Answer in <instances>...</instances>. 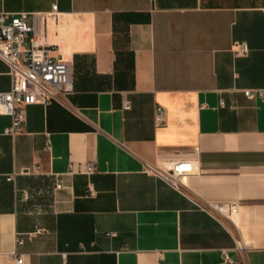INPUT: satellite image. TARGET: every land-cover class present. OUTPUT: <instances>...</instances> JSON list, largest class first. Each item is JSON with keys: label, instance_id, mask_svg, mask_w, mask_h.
<instances>
[{"label": "crops", "instance_id": "0c3cea01", "mask_svg": "<svg viewBox=\"0 0 264 264\" xmlns=\"http://www.w3.org/2000/svg\"><path fill=\"white\" fill-rule=\"evenodd\" d=\"M0 12L27 13L24 48L50 40L47 54L72 62V90L25 107L13 138L0 115V264H264V0H0ZM174 159L194 167L179 190L143 170ZM16 188L46 198L15 204ZM219 203L235 216L199 207Z\"/></svg>", "mask_w": 264, "mask_h": 264}, {"label": "built area", "instance_id": "2783aa9c", "mask_svg": "<svg viewBox=\"0 0 264 264\" xmlns=\"http://www.w3.org/2000/svg\"><path fill=\"white\" fill-rule=\"evenodd\" d=\"M56 5H51L53 15ZM32 27L27 23V13L18 12L11 15L0 12V61L6 68L9 77V87L5 91H0V115L9 117V125L3 129L2 134L13 138L21 129L25 118L24 109L28 105H45L57 96H62L72 90V62L61 57L55 58L47 54V48L52 42L42 41L40 38L30 37L28 47H23V42L31 32ZM247 47L244 43L236 45V53H245ZM243 95L248 99L255 96L253 89H244ZM264 98V92L259 90L257 93ZM122 109H128L127 101L121 105ZM152 120L154 126L164 124V110L160 106H155ZM191 159H174L162 162L160 165L144 164L143 170L170 188L179 190L184 185L186 177L193 171ZM34 169H37L36 167ZM93 167L90 163H85L79 171L91 173ZM16 173H9L5 180L14 183ZM59 187V183L55 184ZM88 196H93L91 186L86 187ZM22 199H26L23 194ZM211 216H222L232 219L237 211V207L232 203H219L199 206ZM113 233H108L112 235ZM16 243L20 244L18 240ZM236 249L241 246L236 242ZM227 259L226 255H223ZM16 264L21 262V257L14 259Z\"/></svg>", "mask_w": 264, "mask_h": 264}, {"label": "rangeland", "instance_id": "374dc122", "mask_svg": "<svg viewBox=\"0 0 264 264\" xmlns=\"http://www.w3.org/2000/svg\"><path fill=\"white\" fill-rule=\"evenodd\" d=\"M14 200H15V204L19 203V199H22L23 194L26 195V199H22L23 202H27L30 198L32 199H45L46 198V194L41 190L39 193L36 192V190H18L17 188L14 191Z\"/></svg>", "mask_w": 264, "mask_h": 264}]
</instances>
